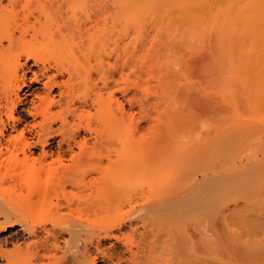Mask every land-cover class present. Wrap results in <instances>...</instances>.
Here are the masks:
<instances>
[{
	"label": "bare ground",
	"instance_id": "1",
	"mask_svg": "<svg viewBox=\"0 0 264 264\" xmlns=\"http://www.w3.org/2000/svg\"><path fill=\"white\" fill-rule=\"evenodd\" d=\"M4 1L0 234H8L0 242V262L264 264V152L255 160L256 148L264 147V0H6L5 6ZM171 12L166 30L181 31L177 38L187 44L181 45L188 59L201 54L195 64L206 73H200L202 85L207 98H214L207 100L229 113L217 105L223 114L203 135L182 125L181 108L174 107L179 96L173 97L175 105L164 104L172 85L166 79L173 80L164 75L174 74L167 62L171 52L165 54L169 46L158 50L165 62L146 60V18ZM21 57L31 78L18 74V64L10 65ZM134 57L139 79L145 83L142 74L149 73L157 82L150 106L157 118L151 119L147 142L135 136L127 108L138 100L127 98ZM30 60L32 67L42 66L38 73L28 67ZM185 61L192 72V60L189 66ZM159 63L166 71L163 79L157 75ZM142 82L134 83L137 92L148 89ZM103 146L191 148L183 169L168 174L153 151L150 181L136 197L130 194L129 210L122 212L115 198L131 182L117 177L126 166L121 154L101 177H85L97 174ZM34 225L42 227V237Z\"/></svg>",
	"mask_w": 264,
	"mask_h": 264
},
{
	"label": "rangeland",
	"instance_id": "2",
	"mask_svg": "<svg viewBox=\"0 0 264 264\" xmlns=\"http://www.w3.org/2000/svg\"><path fill=\"white\" fill-rule=\"evenodd\" d=\"M53 2L54 0H50L49 2ZM6 5L7 3H6V0L3 2V5ZM4 5V6H5ZM174 16V14H173V12H171V14H168L166 17H163V16H157L156 15V13H151L150 15H148L149 17H147L146 18V20H145V24H144V27L145 28H143V35H144V37H145V43H144V45H143V47H144V49L146 50V52H147V62L148 61H158V59H159V61L161 62L162 60H163V58L165 57H163L162 56V54L161 55H159L161 52L160 51H158L159 50V48H161V47H163L162 45H164L165 47H164V49H167L168 48V46H169V48H168V51H166V53H165V51H164V53L165 54H167L169 51L171 52V53H169L170 54V60L169 59H167V60H169V61H167L168 63H171L169 66L170 67H172V68H170V70L171 69H173V71L172 72H174V74L173 73H171L169 76H167V75H164L165 74V72H164V67L162 66V68H161V66H160V63H159V66H160V73H158L159 72V70H158V72H157V75L159 76H161L162 74L165 76L164 77V80H165V78H167V77H172V79L173 80H171V78H168V79H166V81L167 82H169L170 83V81H172L171 83H172V85H169V86H171L170 88H169V86H168V91H167V93H168V95L169 96H167V95H164V96H167L168 98L171 96V95H173V96H171V100L172 101H174L173 99L174 98H176L177 99V97H178V99L177 100H179V102L181 101L180 99H182V101H183V98L186 96H188L187 97V99L186 98H184V100L186 99V101H181L179 104H178V102H177V105L176 106H174V107H176V108H178V110L180 111V109L179 108H181V112L180 113H182L181 115H183L184 117H182V119L185 121L186 120V124L184 123V124H182V125H192V126H194V127H190V128H192V130H195L196 132H197V130H198V134L199 135H201L202 133L203 134H205L206 133V131L208 130V131H211L212 130V127H209V126H211V124L213 125V124H215L216 123V120L214 119V117H216V118H219V117H217V116H219V113H221L220 114V116L223 114L222 112H224V115H228L229 113L227 112L228 110H227V108L225 107V109L223 108V106L222 105H220V104H216L215 105V102H213V100L211 101V103H210V100L213 98H211L210 99V97H209V95H208V98L210 99V100H207L208 98H207V89H206V91L204 90V85H202V84H204L205 83V81L203 82V79H202V76L203 75H205L203 72H204V70H200V69H198V70H200V72L197 70V68H198V66L196 65L197 63H196V61L199 59V57H200V55H198V53L197 54H195V55H197V56H193V57H191L190 58V56H189V59L187 58L188 56H186V55H188V51L187 52H185L183 49V45H181V44H183L184 42H182L181 40L179 41V38H177V37H180L179 35L181 34L180 32L181 31H176L175 33L173 32V33H168L169 31L168 30H166V25H167V21H168V18L169 17H171V16ZM155 16V19L153 18ZM19 17H20V19H21V15H19ZM19 19V18H18ZM131 34L132 35H134L133 34V32H131ZM131 35V39L134 41V43H133V41L131 42V44H134V45H131V46H133V47H135V40H134V37H135V35L134 36H132ZM174 38V39H173ZM183 38V37H182ZM178 39V40H177ZM184 39V38H183ZM182 39V40H183ZM172 40V41H171ZM185 40V42H186V40L187 39H184ZM183 40V41H184ZM170 41V42H169ZM174 42H176V43H174ZM181 42V43H180ZM163 43V44H162ZM187 43H189V41H187ZM186 43H184V45H185ZM191 44H192V42H191ZM191 44H190V46H191ZM187 45V44H186ZM186 45H185V47H186ZM4 46H6V43L4 42ZM166 46H167V48H166ZM174 46V47H173ZM178 46V47H177ZM189 46V45H188ZM146 47V48H145ZM172 47V48H171ZM163 49V48H162ZM170 49V50H169ZM174 49V50H173ZM182 49V50H181ZM187 50V49H186ZM156 51H157V53H156ZM159 52V53H158ZM185 53V54H184ZM190 53V52H189ZM164 54V55H165ZM168 55V54H167ZM193 55V54H192ZM199 56V57H198ZM167 57H169V56H167ZM166 57V58H167ZM155 58V59H154ZM158 58V59H157ZM162 58V59H161ZM188 59V60H187ZM164 60H165V58H164ZM163 60V61H164ZM186 60L187 61V66H189L190 64H188V62L190 61V60H192V61H190L189 63H192L189 67H193V70L192 69H190V70H192V72L191 71H189L188 69H185L186 68V65L185 64H182L184 61ZM196 60V61H195ZM31 61V62H30ZM29 61V65H28V67L29 68H31L34 72H36V73H38L39 72V70H38V68H42V66L41 65H38V66H36V68L35 67H32L34 64V62H33V60H30ZM136 60H135V57H134V59H133V63H131V66H134V67H131V68H133V69H131V77H130V82H131V85H130V93L131 94H134V92L136 93L135 95H131L130 93H128V96L129 97H127L128 99H131L132 101H133V99L135 98V99H138V100H135V101H137V102H135V101H133L132 102V105L133 106H131L130 108V110H129V107H127L128 108V112H130V115L132 116V118H133V122H132V124H133V126L135 127L134 128V132H136V137L138 136H140V139H141V137H144V138H142L143 139V142H147V141H149L150 139V135H151V130H152V127L151 126H153V124H154V122H152V118H153V121H154V119H156L157 118V116H155L156 115V110H155V107L153 106V107H150L151 105H153V102H154V99H155V94H156V92L155 91H157V82H156V79H154L149 73H148V75H149V77H150V79H149V77L148 76H146V78H145V76L144 75H147V73L146 74H142V79L144 78L145 80V83L144 82H142L143 80H141V78L139 79V76H140V74H139V68L138 67H140L139 66V63L138 62H135ZM156 61V62H157ZM163 61H162V63H163ZM185 61V62H186ZM10 65H12V66H16L17 64H18V66H17V69H18V74L19 75H22V74H25L26 75V77L27 78H31L32 76H31V74H29V73H27V68H24L22 65L25 63V59H24V57H21L20 59H19V61L17 62L15 59H11L10 61ZM134 62H135V64L136 65H134ZM165 62V61H164ZM198 62V61H197ZM196 63V64H195ZM195 64V65H194ZM167 65V66H168ZM184 65H185V67H184ZM195 66H196V69H195ZM23 67V68H22ZM136 68H138V69H136ZM167 68V67H166ZM135 69V70H134ZM195 69V70H194ZM133 71V72H132ZM198 71V72H197ZM203 71V72H202ZM169 72V71H168ZM203 73V75H201L202 73ZM53 73V72H52ZM137 73V74H136ZM201 73V74H200ZM139 74V75H138ZM152 74H154V72L152 73ZM155 74H156V72H155ZM138 75V76H137ZM206 76V75H205ZM204 76V77H205ZM136 77H138V81L136 80L137 78ZM152 77V78H151ZM162 77V79H163V76H161ZM117 78V77H116ZM156 78V77H155ZM146 79H148V80H146ZM152 79H154V80H152ZM117 80V79H116ZM140 80V81H139ZM149 81V82H148ZM165 81V82H166ZM139 82V85L141 84L140 82H142L143 83V85L142 86H145V84H147L145 87H147L148 89H146L147 90V92H145V91H143V92H145V94H143L142 95V93H140L141 91L140 90H138V92H137V89L136 88H133V85H134V83H138ZM166 82V83H167ZM170 83V84H171ZM207 83V82H206ZM178 84V85H177ZM168 85V84H167ZM185 85H188L187 87H189L190 89H186L185 87ZM135 86V85H134ZM141 86V85H140ZM155 86H156V89H154L155 88ZM190 86H192V88L190 87ZM37 87V86H36ZM196 87V88H195ZM133 88V89H132ZM141 88H143V87H141ZM167 87H165V89H166ZM183 88V89H182ZM193 88H195V91H194V89ZM135 89V90H134ZM144 89V88H143ZM165 89L163 90V91H165ZM186 89V90H185ZM186 91V94H185V91ZM202 90H204V91H202ZM198 91V92H197ZM153 92H155V94L153 93ZM166 92V91H165ZM187 92H189L188 94H187ZM192 92V93H191ZM194 92V93H193ZM201 92H205L204 93V95L206 96V98H205V96L204 95H202V94H200ZM167 93H165V94H167ZM199 93V94H198ZM151 94H153L152 96H151ZM196 94V95H195ZM117 95V96H116ZM185 95V96H184ZM198 95V96H197ZM120 96V97H119ZM197 96V97H196ZM20 97H22V94L20 93ZM132 97H134L133 99H132ZM153 97V98H152ZM174 97V98H173ZM183 97V98H182ZM194 97H196V98H194ZM204 97V98H203ZM115 98H116V100L118 101V102H120V103H123V98H122V95H120V93H118L117 91H116V93H115ZM119 98V99H118ZM165 98V97H164ZM168 98H166V99H163V100H165L164 101V104L165 103H168L169 105L171 104V105H175L176 104V102L175 101H177V100H175L174 102H172L171 100H170V102H169V99ZM214 99V98H213ZM141 100V101H140ZM143 100H145V101H143ZM152 100V101H151ZM195 100V101H194ZM197 100V101H196ZM138 101H140V102H138ZM147 101H149V102H147ZM188 101H190V102H188ZM200 101V102H199ZM216 101V100H215ZM134 102H135V104H134ZM142 102V104H137V103H141ZM152 104H151V103ZM198 102V103H197ZM212 102L214 103V105H212ZM144 103H146V105L144 104ZM150 103V104H149ZM173 103V104H172ZM184 104V107L182 106V105H180V104ZM191 103V104H190ZM202 103H203V105H202ZM216 103H218L217 101H216ZM147 104H148V107H147ZM163 104V103H162ZM163 104V106H162V108L164 109L165 107H166V105H164ZM208 104V105H207ZM210 104V105H209ZM140 105H142V106H140ZM144 105V106H143ZM168 105V106H169ZM170 105V106H171ZM217 105H219V106H217ZM165 106V107H164ZM180 106V107H179ZM182 106V107H181ZM222 106V107H221ZM140 108V110H139V108ZM141 107H143L142 108V110H141ZM144 107H146L147 109H145ZM205 107V108H204ZM216 107H219V108H223L222 110H220V111H222V112H220L218 109L219 108H216ZM154 108V109H153ZM169 108V107H168ZM211 108V109H210ZM214 108V109H213ZM23 109V108H22ZM22 109H18V112H20V114H22ZM143 109H144V111H145V113H142L143 112ZM153 110V112H152V110ZM217 109V112H215V110ZM228 109H229V107H228ZM208 110H210V111H208ZM224 110V111H223ZM225 110H226V112H225ZM139 111V112H138ZM142 111V112H141ZM147 111V112H146ZM141 112V113H140ZM230 112V111H229ZM211 113H216L215 115L214 114H211ZM140 114V115H139ZM141 114H143L142 116L143 117H140L141 116ZM144 115L146 116V117H144ZM223 115V116H224ZM39 118L36 120L37 122H39ZM26 123H31L32 124V120H31V118H27L26 120ZM211 122H214V123H211ZM188 123V124H187ZM211 123V124H210ZM136 126L137 127H139V128H136ZM183 127V126H182ZM53 128L54 129H57V126H53ZM187 128V129H186ZM186 128H184V129H186V134H188L187 133V131L189 132L190 130H188V127H186ZM189 128V129H190ZM209 129H211V130H209ZM200 131V132H199ZM207 131V132H208ZM205 132V133H204ZM138 133V134H137ZM202 134V135H203ZM27 136V138H32L33 137V134H27L26 135ZM187 136V135H186ZM149 139V140H148ZM55 141H56V144H57V142H58V140L56 139V140H53L52 141V143H51V146H52V148L53 149H56V145H54L55 144ZM154 147H156V146H129V147H127V148H125L124 149V147L123 146H103V148H101V150H100V159L98 160V161H96V164H97V166L99 167V169H98V171H97V174H88V173H86L85 174V177H87V178H98V177H101V174H99V172H101V170L102 169H104L105 167H109V165L110 164H112L114 161H116V159H117V156L118 155H122V159H125L123 162H125L126 163V166L123 168V170H122V173L121 174H119V175H117V174H115V176L117 175V177L119 178V177H124V178H126V180H128V181H130L131 183H130V185H129V187H127L125 190H124V192L122 191L115 199H116V207L118 208V206H119V208L118 209H121V211L122 212H125L126 210H129V207H130V204L127 202V200L130 198V194H131V196L132 197H136L137 196V193H138V189H139V187L141 188V186L142 185H144L143 183H145V182H147V181H150V179H151V176H150V167L152 166V164H153V158H155L156 156H155V154H154V152L156 153L157 152V150H156V148H154ZM158 147V146H157ZM161 147V148H160ZM159 147V151L157 152L158 154H159V156H160V161H161V163L163 164V163H165L166 164V169L164 170V172H165V174H168V173H171V172H177V170H179L180 171V169L182 168L183 169V167H184V163L186 162V160H185V157H186V154H188V153H190V151H189V147L188 146H160ZM191 148V147H190ZM262 148V147H261ZM264 148V147H263ZM260 149L259 147L258 148H256V150H258L257 152H256V150H254L255 152H256V154L258 153V152H260V150H261V152L260 153H262V151L264 152V149ZM154 151V152H153ZM191 151H192V149H191ZM34 153H39V151H35ZM263 154V153H262ZM153 155H154V157H153ZM253 155H254V157H255V153H253L252 154V157H253ZM260 154L258 153L257 155H256V157H255V160H257L256 158H260V156H262V155H260ZM158 156V157H159ZM153 157V158H152ZM157 157V158H158ZM187 158V157H186ZM251 159V158H250ZM252 159H254V158H252ZM255 160H254V162H255ZM159 161V160H158ZM155 162V161H154ZM251 162H253V160L251 161ZM254 162H253V164H254ZM256 163V162H255ZM111 167V166H110ZM114 175V174H113ZM143 187V186H142ZM145 189V188H144ZM134 194V195H133ZM128 198V199H127ZM123 201V202H122ZM115 202V201H114ZM120 202V203H119ZM128 204V205H127ZM64 213H67V211H63L62 212V214L64 215ZM44 225H45V227H47V229L50 227V226H48L49 224L48 223H44ZM34 226H37V227H35V229H36V232H37V234H38V236L40 237H42V235H43V232H42V227L41 226H39L38 227V225H34ZM16 230H19L18 229V227H16L15 229H14V231L16 232ZM3 234L5 235V236H3ZM1 233L0 234V242L2 241V239L4 238V237H6V235L8 234H6V233ZM107 246V245H106ZM46 263V262H45ZM0 264H3V263H1L0 262ZM37 264H39L38 262H37ZM41 264V263H40ZM42 264H44V262L42 263Z\"/></svg>",
	"mask_w": 264,
	"mask_h": 264
}]
</instances>
